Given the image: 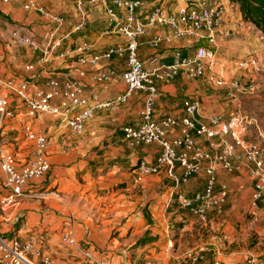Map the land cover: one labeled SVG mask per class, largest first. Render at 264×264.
Segmentation results:
<instances>
[{
	"label": "built area",
	"instance_id": "built-area-1",
	"mask_svg": "<svg viewBox=\"0 0 264 264\" xmlns=\"http://www.w3.org/2000/svg\"><path fill=\"white\" fill-rule=\"evenodd\" d=\"M173 2L174 9L168 10L164 5L149 3L148 0H74L77 17L65 29V21L58 13L36 0H25L22 7L42 15L49 28L41 44L15 29L9 31L16 42L39 50L35 61L26 63L24 67L30 69L36 64L50 62L55 56H68L74 58L77 76H46L39 86L32 88L23 78L0 77V83L19 98L24 114L30 117L38 113L56 115L71 133L82 132L95 110L114 109L133 91H144L137 122L123 124L122 136L131 144L155 142L160 145V151L154 162L140 158L135 166L141 175L162 169L170 179L171 185L161 213L174 202L199 220H205L208 210L220 206L227 193L225 182H220L219 187L213 189L218 166L227 171L246 169L253 180L249 203L251 207L256 205L264 192V126H256L255 137L254 132L249 131L251 121L241 107L240 95L252 92V81L249 78L241 79L236 74L225 75L221 71L220 41L223 34L230 32L225 14L228 17L231 15L228 13L231 1ZM86 5L103 8L105 24L100 33L120 37V41L96 51L92 42L86 39L73 46L61 47L71 32L84 26ZM155 25H162L165 29L152 33L144 40L148 47L155 50L140 57L139 38L145 35L148 27ZM113 59L123 60L119 76L125 85L124 90L104 99L96 91L85 92L79 76L89 69L93 71L94 81L106 82L116 71L111 63ZM227 60L230 65L239 68L238 74L246 75L244 71H249L258 63L264 67V59L261 62L257 59L255 49L247 50L238 57L229 55ZM177 74L191 79L200 78L213 87L223 88L228 100L226 111L211 114L206 120L199 121L195 116L200 106L199 100L195 95H190L182 101L181 116L154 118L155 81H168ZM12 115L14 112L9 108V99L0 95V117ZM172 127L178 128V132L168 137L167 130ZM190 131L205 137L208 144L216 148L214 153L210 154L194 140ZM22 134L33 148L32 158L25 163L17 165L14 155L0 144L1 186L6 191L0 196L1 210L10 207L14 203V196L20 195L26 184L42 177L49 169L50 163L45 153L46 134L34 129L31 121L23 124ZM204 159L208 162L201 166ZM199 171L204 174L203 187L190 196L185 195L181 184ZM6 231H0V264H109L95 248L76 236L72 216L59 231L58 240L76 251L78 257L73 259L54 260L42 233L31 232L24 239H19L6 236L3 234ZM165 245L168 249L172 245L171 240L167 239ZM190 258L194 260L196 255L190 254ZM257 263V260H249L247 264Z\"/></svg>",
	"mask_w": 264,
	"mask_h": 264
},
{
	"label": "crops",
	"instance_id": "crops-1",
	"mask_svg": "<svg viewBox=\"0 0 264 264\" xmlns=\"http://www.w3.org/2000/svg\"><path fill=\"white\" fill-rule=\"evenodd\" d=\"M23 1L25 0H0V77L23 78L32 88L38 86L46 76H77L74 58L68 56H55L50 62L36 64L30 69L24 67L26 63L35 61L39 50L16 42L11 38L9 31L15 29L41 44L49 23L38 12L24 9ZM36 1L62 16L65 29H68L77 17L74 0ZM148 1L162 4L168 10L174 9V2L170 0ZM87 6L84 26L71 32L68 40L62 42V48L86 39L92 42L96 51L109 43L120 41V37L100 33L105 24L102 7L97 5L98 9H93L94 12L89 14ZM228 8L231 15L226 24L230 27V32L223 34L220 41L221 71L225 75H234L240 73V70L230 65L227 60L232 52L229 47L242 45L243 51L256 50L258 46L248 30L250 27L254 28L263 40L264 36L251 23L241 19L235 2L231 1ZM164 29L162 25L147 28L145 35L139 38L140 57H145L155 50L148 47L144 40L152 33ZM111 63L116 71L106 82L94 81L93 71L89 69L79 76L85 92L96 91L98 96L104 99L124 90L125 85L119 76L123 60L113 59ZM228 70L231 72L228 73ZM200 81L199 78L191 79L182 74H177L168 81H155L153 117L181 116L182 101L190 95H195L200 103L198 113L195 114L197 120L204 121L211 114L224 113L228 103L224 89L204 90L199 87ZM0 95L10 98L9 108L14 112L12 116L0 117V143L14 155L17 165L30 160L33 148L30 141L23 137L22 127L25 122L31 121L34 129L44 132L47 136L45 153L50 163L49 169L42 177L30 181L20 195L14 196V203L10 207L0 209V228L7 230L3 234L24 239L31 232L42 233L54 260L77 258L74 249L58 240L59 231L65 227L69 216H72L75 234L82 242L95 248L109 264H128L129 250L128 247L120 245V236L125 235L130 227L140 230V226L154 225L155 222L164 228V218L158 213L164 206L171 185L170 179L162 169L141 175L135 166L140 158L149 163L154 162L160 145L155 142L131 144L122 136L123 124L137 122L144 91H133L114 109L95 110L80 133H71L56 115L38 113L30 117L24 114L19 98L4 85H0ZM42 117L46 121L40 122ZM48 117L51 119H47ZM177 132L178 128L172 127L167 130V136L171 137ZM190 133L205 150L210 154L214 153L216 148L211 147L205 137L195 135L192 131ZM19 136L21 139H18ZM207 162L208 160H202L201 166ZM216 171L217 180L226 183L227 193L224 202L209 209L207 215L216 210H221L226 215L231 209L237 211L238 219L246 209L252 211L253 215L264 214V192L256 201V205L250 206L253 180L244 167L227 171L218 166ZM203 181L204 174L201 171L191 175L180 188L185 195L190 196L194 191L201 189ZM5 193L0 175V196ZM176 209L178 214L185 216L184 219L191 224V213L177 205ZM233 223L234 220L225 219L222 224L225 232H231ZM114 231H117L118 236L113 234ZM163 245L167 250L165 242ZM259 262L264 264L263 260Z\"/></svg>",
	"mask_w": 264,
	"mask_h": 264
},
{
	"label": "rangeland",
	"instance_id": "rangeland-1",
	"mask_svg": "<svg viewBox=\"0 0 264 264\" xmlns=\"http://www.w3.org/2000/svg\"><path fill=\"white\" fill-rule=\"evenodd\" d=\"M170 1L173 2V0ZM93 9H98V6H87L89 14L94 12ZM226 18L228 16L225 14ZM248 30L255 38L258 46L257 59L261 62L264 59V40L254 28L250 27ZM229 48L232 51L230 55L233 57H238L247 51L241 50L242 45ZM230 72L231 70H228V73ZM244 73L246 75H236L241 79L249 78L253 83V90L240 95V103L243 113L251 121L249 131L254 132L253 134L257 137L256 126H264V67L258 63L256 67ZM0 85L4 84L0 83ZM199 87L208 91L219 90L203 79L199 82ZM7 89L10 91L9 88ZM6 97L8 99V96ZM44 121L46 120L42 117L40 122ZM1 125L0 119V127ZM18 139H21V136ZM216 174L217 171H215L214 190L220 184ZM203 185L204 181L201 188ZM161 212L162 210H159L158 214L164 218V228L155 222L154 225L140 226V230L136 229L137 227H130L125 235L120 236V245L128 247L129 250L128 264H247L249 260L264 261V214L253 215L252 211L246 209L238 219L235 209L227 211L226 215L225 212L223 214V211L216 210L209 213L205 220H199L191 214L190 224L184 219L185 216L178 214L174 202L166 207L163 213ZM226 218L235 222L232 224L231 232H225L222 227ZM113 234L118 236L117 231ZM167 239L171 240L172 245L166 250L163 244ZM190 254L196 255V258L191 260Z\"/></svg>",
	"mask_w": 264,
	"mask_h": 264
},
{
	"label": "trees",
	"instance_id": "trees-1",
	"mask_svg": "<svg viewBox=\"0 0 264 264\" xmlns=\"http://www.w3.org/2000/svg\"><path fill=\"white\" fill-rule=\"evenodd\" d=\"M237 4L242 20L251 23L264 36V0H230Z\"/></svg>",
	"mask_w": 264,
	"mask_h": 264
}]
</instances>
